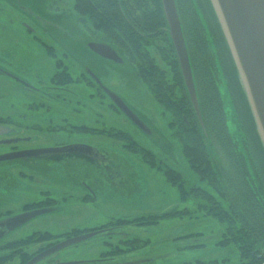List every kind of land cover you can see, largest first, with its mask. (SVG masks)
Instances as JSON below:
<instances>
[{
  "label": "rangeland",
  "instance_id": "rangeland-1",
  "mask_svg": "<svg viewBox=\"0 0 264 264\" xmlns=\"http://www.w3.org/2000/svg\"><path fill=\"white\" fill-rule=\"evenodd\" d=\"M102 41L108 42L105 34L82 19L74 0H0V118L9 119L6 126L13 131L11 136L4 134L6 139L4 135L0 138V156L71 145L93 147L99 154L0 161V223L26 205L56 201L52 206L45 205L53 212L10 232L9 240H17L12 243L17 244L46 232L56 240L72 229L187 210L192 214L181 218L114 226L65 249L62 259L78 263L99 259L120 238L128 239V247L133 250L115 258V264H241L236 246L219 244L225 225L197 212L196 200L182 201L177 187L168 183L161 171L151 168L121 141L76 130L90 126L128 133L190 184L206 186L182 153L170 127L172 114L154 98L123 51L117 49L123 60L117 62L91 49L90 44ZM151 53L163 66L159 53L154 48ZM58 60L67 66L74 84L51 81ZM89 74L101 85L93 78L86 84L84 76ZM107 91L119 96L144 128L112 108ZM224 98L232 133L231 105L225 92ZM8 138H14V143H6ZM3 249L10 252L0 251V259L10 257L5 263L10 264L17 253L11 252L10 246Z\"/></svg>",
  "mask_w": 264,
  "mask_h": 264
},
{
  "label": "trees",
  "instance_id": "trees-1",
  "mask_svg": "<svg viewBox=\"0 0 264 264\" xmlns=\"http://www.w3.org/2000/svg\"><path fill=\"white\" fill-rule=\"evenodd\" d=\"M83 20L91 21L95 31L105 34L136 65L137 74L154 98L172 114L170 127L181 144L190 167L206 186L190 184L182 174L168 167L153 152L142 148L133 137L110 128H76L79 132L108 135L141 156L151 168L161 171L168 183L177 187L182 201H197V212L225 225L219 244L234 245L241 264L264 263V143L260 136L247 92L238 67L219 24L211 0H175L188 51L194 87L201 111L200 122L188 92L175 47L168 34L162 0H74ZM160 55L163 66L152 56ZM50 55H54L52 50ZM52 82L74 84L62 61L55 63ZM86 84L92 82L84 76ZM231 105V123L225 103ZM111 107L119 111L111 104ZM8 124L9 119L0 118ZM91 199V198H90ZM26 205L24 210L52 206ZM11 213V212H9ZM187 210H172L160 216L121 219L94 228L145 225L162 219L191 215ZM92 230V229H90ZM90 230L72 229L61 235L69 238ZM50 233H35L12 249L35 241H53ZM10 257L0 259V264ZM187 264H205L204 262Z\"/></svg>",
  "mask_w": 264,
  "mask_h": 264
},
{
  "label": "water",
  "instance_id": "water-1",
  "mask_svg": "<svg viewBox=\"0 0 264 264\" xmlns=\"http://www.w3.org/2000/svg\"><path fill=\"white\" fill-rule=\"evenodd\" d=\"M211 2L238 67L240 78L247 92L258 130L264 143V0H211ZM162 5L168 24L167 32L175 47L195 112L202 123L201 111L194 87V79L176 1L162 0ZM90 47L94 52L108 60L123 61L117 52L119 48L108 42H95L90 44ZM90 77L101 85L100 81L94 78L93 75ZM107 93L120 112L134 124L140 128H144L142 122L119 96L109 91ZM10 132L12 130L0 124V136L9 134ZM12 142L6 141V143ZM61 154H70L76 157L83 155L99 156L98 151L93 147L71 145L70 147L63 148L16 151L0 156V161H11L21 158L33 159L38 157L58 158ZM53 210V208H45L12 216L5 220V222L0 223V230H2L0 236L9 234L30 220L51 213ZM101 232L92 231L78 237L64 240L49 248L28 264H36L53 253L84 242Z\"/></svg>",
  "mask_w": 264,
  "mask_h": 264
},
{
  "label": "flooded vegetation",
  "instance_id": "flooded-vegetation-1",
  "mask_svg": "<svg viewBox=\"0 0 264 264\" xmlns=\"http://www.w3.org/2000/svg\"><path fill=\"white\" fill-rule=\"evenodd\" d=\"M52 88H53V86H52ZM57 95H55L56 98H58ZM71 130H75V129H71ZM11 135H13V131L8 136H11ZM0 138H2V137H0ZM4 138L6 139L7 136H5ZM13 139L14 138H10V140L8 139L7 141H12ZM39 208H35V209H31V210H36ZM31 210L22 211L19 214H22L24 212H28ZM10 216L11 215L6 216L5 218H8ZM1 219H3V218H0V220ZM0 232H2V230H0ZM11 236H12V234H10V233L0 236V251H1V253L6 254V252H10L9 250L3 249V248L9 247L10 244L15 243V241H17V240H9L11 238ZM66 239H68V238L56 239V240L49 241V242H33V243L25 244L22 246H17L15 249L11 250V252L17 253V255L15 258H13L11 260L10 264H28V263L32 262L35 258H37L40 254L47 251L49 248L53 247L54 245L66 240ZM127 240L128 239L123 240V239L118 238V240H117L118 244L116 243L114 246L111 245V247H114V248L110 251H105L104 253H101L100 258L96 259V260H88V261H84V262H80V263L74 262L71 260H63L62 254L65 251H61V252L54 253V254L46 257L45 259H43L42 261H40L36 264H115V263H112V261L117 260L115 258L120 257L122 255H125L129 251L133 250V249H130L128 247L130 241H127ZM136 241L138 242V239H136ZM132 242L135 243L134 241H132Z\"/></svg>",
  "mask_w": 264,
  "mask_h": 264
}]
</instances>
